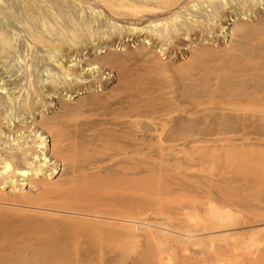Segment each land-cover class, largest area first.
<instances>
[{"label": "bare ground", "instance_id": "obj_1", "mask_svg": "<svg viewBox=\"0 0 264 264\" xmlns=\"http://www.w3.org/2000/svg\"><path fill=\"white\" fill-rule=\"evenodd\" d=\"M255 4L0 0V57L23 48L24 37L15 44L10 34L19 23L30 54L25 87L13 66H0L1 131L3 109L28 115L47 103L30 79L47 61L56 70L47 68L45 79L53 93L102 87L5 127L36 130L16 151L0 148V264H116L136 247L134 263L148 238L173 250V264H264V182L256 189L249 182L263 168L161 179L189 166L190 149L202 144L195 140H205L196 134L224 139L221 145L227 135L261 137L249 145L264 146V16L240 18ZM226 31L231 41L214 46L215 33ZM128 41L133 49L114 48ZM103 69L117 71L108 88ZM12 75L8 84L28 94L16 107L4 85ZM146 186L156 189L150 199L158 223L142 215ZM170 258L159 253L150 264Z\"/></svg>", "mask_w": 264, "mask_h": 264}, {"label": "rangeland", "instance_id": "obj_2", "mask_svg": "<svg viewBox=\"0 0 264 264\" xmlns=\"http://www.w3.org/2000/svg\"><path fill=\"white\" fill-rule=\"evenodd\" d=\"M247 1L256 3L255 4V11H254V13L251 12V15H249V13L242 15V10H240V12H241L240 18H243L244 20H245V18H247L246 20L250 21V19L255 20L261 16L262 17L264 16V0H261V1L260 0H247ZM246 15H248V16H246ZM223 23L225 26L224 28H226V26L229 25L230 20L225 19V20H223ZM19 25H21V24L20 23L18 25L16 24L13 28H11L10 34L12 35L14 41L19 40V39L22 41L21 38H23V37L25 38V39L23 38V41H22L23 42V48L21 50H19L18 52L13 50L12 52H10L6 56H4L5 58L0 57V66H1L2 70L6 69V67H8V66H13L15 71H16V74L18 73L17 74V78L19 79L18 83L21 84L22 86H24L27 84V80H28V78L25 74V70H26L25 64H26V62H28V60L30 58V56H29L30 54L27 50V44L29 41H27L28 39L22 35L23 31L18 30ZM104 28H105V26L102 27V29H104ZM215 34H216L215 35V41L212 43L214 46H215V44H220V45H224V43L228 44L231 41V37H230V35L228 36L227 31H226V33H220L219 32V33H215ZM197 41L198 40H196L195 43ZM16 43H17V41L15 42V44ZM120 46L122 48L127 47L129 49H133L132 41L125 42V43H123V46L118 45L117 47H114V48H116V50L119 51L118 49ZM122 48H120V49L122 50ZM39 51H38V54L45 55V52L42 49H41L42 52L39 53ZM184 51H186V50L185 49L177 50V53H175V56H177L178 58H181L182 52H184ZM13 61L15 64H13ZM2 66H4V67H2ZM47 68H48V71L50 70V72L56 71L55 69H53L51 67V65L47 61L44 65H41V67L37 70V73H35L36 76H35V74H32L30 76V79L32 78L33 82L36 83L37 87L42 86L41 93L43 94V96L47 102L44 106L39 107L33 114H28V115L24 114L22 112L20 113L18 111L15 112V109H13V108H9V110L8 109L2 110L1 116L3 117V120H2L3 124H2L1 129H3V130L2 131L0 130V138H1L0 148L1 149H7L9 151H16L19 148V146L26 145V143L23 142V138L25 137L24 135H27L26 138L30 139V137H32L33 131L36 130V128H33L32 130H29V128H27L24 131L23 130H21V132L19 131V134H18V132H14V133L10 132L9 133L7 128H5V127H7V126L12 127L13 124H17V123L18 124H20V123L25 124L26 121L28 123L31 120V118H33V117L38 118L41 115V113H43L44 115H46V114L49 115L50 113L52 114V112L54 113L56 110H58L56 108L59 107V100L58 99H65L69 102H73V99L71 98L73 96H75V97H73L75 100L79 95H81V93L82 94H84V92L87 93V90H94V91L97 90V92H100L99 90L102 88V87H94L93 86L94 89H93V87L86 89L83 87L78 92L77 91L73 92L70 95V97H69V93H66V95H65L64 92H66V91L61 90V89H59L57 92L53 93V91L50 88H46V86H45V85H47V81H49L48 79H50L48 76V73H47ZM43 71L44 72L46 71V72L44 73ZM38 72H40V73H38ZM116 72L117 71L115 69H103V74H102L103 78H101V80H105L106 85L108 84L107 88L110 87V85H114L116 83ZM106 73H108L107 77L104 78ZM14 77H15V75H12L9 78L5 77V79L8 82H7V84H4V85H6L5 87H7V90H8V93L6 94V96L7 95L10 96L12 99L11 100L12 102L11 101H9V102L12 103L14 105V107H16L17 101H18L17 99H20V97L24 98L26 95V91L24 90V88H22L20 91H17L18 86H13L14 84H12V83L8 84L9 80L11 78H14ZM36 77L38 79H36ZM39 79H41L42 81ZM45 79H47V81ZM23 80L25 83L23 82ZM43 81H46V82L44 83ZM1 84H3V82L0 79V85ZM45 90H48L49 92H46ZM9 91H11V92H9ZM13 91H15V92H13ZM9 93H10V95H9ZM76 94H78V95H76ZM67 95L69 98L67 97ZM26 96H28V94ZM15 99H16V101H14ZM4 111H5V113H3ZM11 114H13L12 118H14V120L11 119L12 122H11V120L9 121V118H8L11 116ZM14 115H15V117H14ZM231 126L235 129V128L239 127L240 125H238V123L236 124L234 122L233 124H231ZM196 136L199 138H203V139L205 138L206 141L198 139V140H195V142H194L195 145L196 144L198 145V143H196L198 141H199V143H202V144H200L201 146L205 145V146H203L204 149L203 148L198 149L200 147V145H198L199 147L193 146L192 147L193 149L191 148L190 149L191 151L189 152V154H190L189 160L185 165V166H187V165H189V166L184 168V169H183V167H181V168H179L180 170L176 169V168L170 169V170L165 172V173H167V176L163 175V176H161L162 177L161 179H163L164 181H169L170 177H176L180 173H192V174L194 173L197 176L203 175V176H206L207 178L218 179L221 176L230 175L231 173H233V171L235 169H239V170L242 169L244 171H249V170L260 171L262 168L264 169V149L261 151L262 147L264 148V146L261 147L260 151L258 150L259 148L257 149L258 146H255V147L251 146L253 144L256 145V144L262 143L263 139L261 137H259V138L255 137V138H252V139L246 141V140L239 138V136L227 135L229 140H226L225 144L223 143V145H221V140H223L222 142H224V139H221V140L216 139L218 137H214L213 135H207V136L202 137V135L196 134ZM11 137L14 139L11 140ZM214 138L216 140H214ZM5 140H6V142L4 143ZM147 140H149V139H146V141ZM218 140L220 141V143ZM241 140H243V141H241ZM21 141H22V143H21ZM227 141H228V143H227ZM249 142H253V144L249 145ZM256 142H258V143H256ZM234 144H235V146H233ZM4 145L7 147H4ZM189 145H190V143H189ZM213 145L215 146V149L210 150L211 146L214 147ZM216 146H218V148ZM225 146H227V147H225ZM206 147L208 149H206ZM255 150L256 151L258 150V152H256ZM188 168H189V171L187 170ZM176 170H178V171L176 172ZM257 177H258L257 181H254V182L249 181L251 183L250 186L253 189L254 188L256 189L258 186H260V184L262 182H264V173L262 175H258ZM146 190H147L146 191L147 194L150 193V197L148 196V198H146V200H145V204H147V205H145V207L143 208L142 215L146 216L148 218V220H151V222L155 220L158 223V221L161 220V218H160L159 214L154 213V212H156V210H153L152 207H154V205H153L152 200L150 199V198H152V199L154 198L153 193L151 194V192H152V190L156 191V189L152 188V190H151L150 188H147V186H146ZM149 190H151V191L149 192ZM158 243H159V241L157 239L148 238L144 244L145 251L141 257V260H138L137 262H134V263L131 262V258L137 253L138 249L136 247H134V249L131 247L127 248L125 260L120 262V263H116V264H150L151 259L154 258L159 253L163 257L170 258V256H172V253H174L173 250H171V248L168 245H164V247L160 248L158 246ZM168 262H169V264H173L174 259L170 258V259H168Z\"/></svg>", "mask_w": 264, "mask_h": 264}]
</instances>
